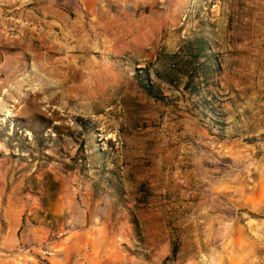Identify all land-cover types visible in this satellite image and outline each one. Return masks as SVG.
<instances>
[{"label": "rangeland", "instance_id": "374dc122", "mask_svg": "<svg viewBox=\"0 0 264 264\" xmlns=\"http://www.w3.org/2000/svg\"><path fill=\"white\" fill-rule=\"evenodd\" d=\"M97 12L65 58L0 67V187L54 228H119L117 264H264V0Z\"/></svg>", "mask_w": 264, "mask_h": 264}, {"label": "crops", "instance_id": "0c3cea01", "mask_svg": "<svg viewBox=\"0 0 264 264\" xmlns=\"http://www.w3.org/2000/svg\"><path fill=\"white\" fill-rule=\"evenodd\" d=\"M97 9L98 0H0V67L49 62L68 39L93 30ZM14 25L22 28V35L9 38L6 30ZM39 29L61 34V40L42 35ZM65 53L58 56L65 58ZM207 108L206 122L210 121ZM20 192L24 190L0 187V264H117L126 255L118 242L119 228L93 222L54 228L44 219L36 220L35 211L30 210L34 201L28 192ZM18 195L23 198H15ZM245 196L246 203L261 205L264 187Z\"/></svg>", "mask_w": 264, "mask_h": 264}, {"label": "built area", "instance_id": "2783aa9c", "mask_svg": "<svg viewBox=\"0 0 264 264\" xmlns=\"http://www.w3.org/2000/svg\"><path fill=\"white\" fill-rule=\"evenodd\" d=\"M31 26L32 25H30V27ZM6 33L9 38H16L22 35V28L18 25L10 26L6 30ZM39 33H41L42 35H48L50 32L48 31V29H39Z\"/></svg>", "mask_w": 264, "mask_h": 264}, {"label": "trees", "instance_id": "16d2710c", "mask_svg": "<svg viewBox=\"0 0 264 264\" xmlns=\"http://www.w3.org/2000/svg\"><path fill=\"white\" fill-rule=\"evenodd\" d=\"M200 47V45H198V48ZM200 49V48H199ZM193 50V49H192ZM200 52H202L201 50H198L196 53H195V51H194V54H193V56L195 57V58H199V53ZM206 74L208 73V70H205L204 71ZM188 86V89H189V87H190V83L188 82L187 83V85H186V87ZM143 88H144V90H145V92L149 95V96H151L152 98H154V99H160V97H159V95L153 90V87H151L150 85H148V84H144L143 85ZM191 88V87H190ZM195 92H196V90H195ZM203 105V104H202ZM203 106H205V105H203ZM173 253H175V249H173Z\"/></svg>", "mask_w": 264, "mask_h": 264}]
</instances>
